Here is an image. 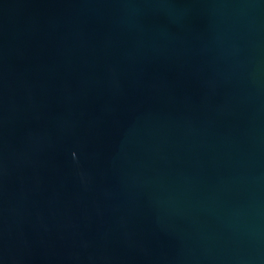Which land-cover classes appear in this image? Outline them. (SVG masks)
Instances as JSON below:
<instances>
[{
  "label": "water",
  "instance_id": "water-1",
  "mask_svg": "<svg viewBox=\"0 0 264 264\" xmlns=\"http://www.w3.org/2000/svg\"><path fill=\"white\" fill-rule=\"evenodd\" d=\"M0 264H264V0H0Z\"/></svg>",
  "mask_w": 264,
  "mask_h": 264
}]
</instances>
